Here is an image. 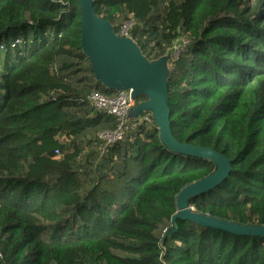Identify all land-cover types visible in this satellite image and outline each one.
<instances>
[{
    "label": "trees",
    "instance_id": "16d2710c",
    "mask_svg": "<svg viewBox=\"0 0 264 264\" xmlns=\"http://www.w3.org/2000/svg\"><path fill=\"white\" fill-rule=\"evenodd\" d=\"M93 8L115 32L120 14L132 16L131 36L149 60L187 39L166 74L172 134L232 165L188 204L264 224V0H93ZM80 15L79 0H0V264H264V235L179 217L165 234L179 189L216 166L169 149L155 122L80 157L77 136L115 125L85 98L114 89L91 72Z\"/></svg>",
    "mask_w": 264,
    "mask_h": 264
},
{
    "label": "water",
    "instance_id": "95a60500",
    "mask_svg": "<svg viewBox=\"0 0 264 264\" xmlns=\"http://www.w3.org/2000/svg\"><path fill=\"white\" fill-rule=\"evenodd\" d=\"M81 7L80 29L81 47L90 61L94 78L105 87L114 90L130 89L131 96L145 95L130 108L129 115L137 116L149 111L158 128L161 141L169 148L191 156L212 160L215 169L209 175L183 185L176 195L175 218L188 219L202 226L220 228L236 234L264 235V224H244L195 211L188 198L201 191L216 186L230 172L231 160L221 151L174 137L169 119L170 106L168 96L166 56L149 60L140 50L135 40L117 34L111 22L95 13L93 0H79Z\"/></svg>",
    "mask_w": 264,
    "mask_h": 264
},
{
    "label": "built area",
    "instance_id": "2783aa9c",
    "mask_svg": "<svg viewBox=\"0 0 264 264\" xmlns=\"http://www.w3.org/2000/svg\"><path fill=\"white\" fill-rule=\"evenodd\" d=\"M133 24L134 18L132 16L122 19L118 26L119 30L116 33L132 38L131 29ZM175 57H177V55H175ZM130 92V89H117L111 94H105L99 90L93 89L85 96L88 103L95 110L115 117L114 127H104L97 132V137L102 141L104 147L108 144L123 140L127 132L141 122H154L152 115L148 112H142L135 118H132L131 121H128L130 108L140 101L132 97ZM64 139L67 140L65 137ZM54 152L59 155V148L56 147ZM101 152H103V150H101ZM166 230L167 228L163 229L164 232H166Z\"/></svg>",
    "mask_w": 264,
    "mask_h": 264
},
{
    "label": "rangeland",
    "instance_id": "374dc122",
    "mask_svg": "<svg viewBox=\"0 0 264 264\" xmlns=\"http://www.w3.org/2000/svg\"><path fill=\"white\" fill-rule=\"evenodd\" d=\"M125 16V14H120L118 16V18L115 20V24L118 25L120 24V21L123 19V17ZM119 30V27L116 26V31ZM187 39L184 38V37H180V38H177L175 41H174V45L172 47H165V52L163 53L162 56H166V69L169 67V68H172L173 66V63H174V59L176 58L175 55H178L179 54V51H181L184 47L186 48L187 47ZM183 47V48H182ZM183 51V50H182ZM174 58V59H173ZM173 59V60H172ZM93 110V109H92ZM94 111V110H93ZM144 113L145 112H148L150 113L149 111H143ZM104 113V112H103ZM151 114V113H150ZM133 118V116L129 115L128 116V121H131ZM144 126L146 127H152L153 126V122L152 123H144ZM98 128V127H97ZM101 129L100 127L98 129H93V130H90L86 136H84L83 138L80 137V136H77L78 140H81V143H83V147L85 148H100V146L104 147V145L102 144V142L100 140H98L97 138V132L98 130ZM132 134V131H128L127 134H126V137L127 136H130ZM125 137V138H126ZM91 140L90 143H88V140L89 139ZM106 148V147H105Z\"/></svg>",
    "mask_w": 264,
    "mask_h": 264
},
{
    "label": "crops",
    "instance_id": "0c3cea01",
    "mask_svg": "<svg viewBox=\"0 0 264 264\" xmlns=\"http://www.w3.org/2000/svg\"><path fill=\"white\" fill-rule=\"evenodd\" d=\"M111 123H112V122H110V124H111ZM105 125H108V123H106ZM101 148H102V150H104V148H103V147H101V146H100V148H98V149H100V150H101ZM91 149H93V150H94V149H96V148H82V151L80 152V157H81V155H82V154H84V153L88 152V151H89V150H91ZM100 150H99V151H100Z\"/></svg>",
    "mask_w": 264,
    "mask_h": 264
}]
</instances>
